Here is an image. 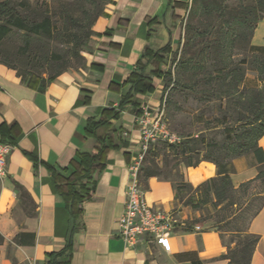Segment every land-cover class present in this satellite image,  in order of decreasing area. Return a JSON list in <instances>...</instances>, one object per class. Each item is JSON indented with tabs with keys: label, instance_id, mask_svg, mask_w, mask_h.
Masks as SVG:
<instances>
[{
	"label": "crops",
	"instance_id": "obj_1",
	"mask_svg": "<svg viewBox=\"0 0 264 264\" xmlns=\"http://www.w3.org/2000/svg\"><path fill=\"white\" fill-rule=\"evenodd\" d=\"M191 8L188 0H108L92 26L84 66L62 72L43 90L0 62V139L13 144L6 173L0 176V233L5 238L0 264H45L50 252L65 247L72 218L57 185L81 169V155L100 146L96 136L87 134L89 122L113 109L119 118H109L96 131L98 136L109 135L113 146L94 174L92 197L81 206L68 264H193L191 258L180 257L188 252L204 264H229L222 258L227 247L219 232L195 230L197 215L176 200L171 180L149 178L145 199L152 207L178 211L186 225L163 239L145 236L133 246L119 234L130 165L142 152L132 103L120 109L130 89L127 81L143 70L154 89L135 96L140 107L156 111L165 104L164 75L175 68L174 56L183 49ZM251 44L264 47V16ZM259 144L264 148V135ZM234 165L231 179L236 187L259 173L252 155L236 158ZM183 172L187 181L198 185L216 176L217 167L202 161L197 167L185 166ZM18 185L30 195L28 204ZM249 231L260 235L251 264H264V207ZM20 233L34 234L35 243L17 244Z\"/></svg>",
	"mask_w": 264,
	"mask_h": 264
},
{
	"label": "trees",
	"instance_id": "obj_2",
	"mask_svg": "<svg viewBox=\"0 0 264 264\" xmlns=\"http://www.w3.org/2000/svg\"><path fill=\"white\" fill-rule=\"evenodd\" d=\"M54 1L56 0L53 2L36 0L34 3L30 0L0 1V47L14 30L23 31L34 38L51 39L57 34V20L63 18L66 23L75 25V30L70 32V42L75 47L77 57L83 59L85 64L86 58L82 54V47L88 43L94 34L92 26L102 14L104 7L100 10L99 0H89L98 8L95 14L90 16L87 10H83L80 16H76L74 14L75 9L71 7L72 3L59 0L57 5L59 9L55 10L56 7L52 6ZM77 1L85 2L86 0ZM263 16L264 0H253L251 4H244L242 0H238L234 4L227 3V0H194L185 24L183 56L176 64V77L172 89L181 88L189 89L192 92L198 91L201 102L211 103L222 102L228 99L234 90H239L241 85L246 86L245 79L249 69L247 67L248 59L244 57L240 61H235L232 56L226 57L223 42L224 40L230 41L236 48H241L245 52H253L256 55L253 57V61H258L264 68V47L251 44L255 27ZM234 24L241 30H249L246 40L243 38L244 32L241 33V31L233 34L232 37L229 36L230 38L228 37V32ZM201 42H204L203 47L198 49ZM30 45L28 41L23 52L24 56L29 59L27 66L19 67L7 57L1 59L0 62L16 69L23 79H26L30 74V83L38 85V88L43 90L48 82L66 71V58L62 55H56L53 63L62 67L48 78L43 77L39 73H34L32 69L34 64L36 65L42 60L43 56L40 53L30 52ZM147 55L149 56L151 53L149 52ZM250 63L253 62L250 61ZM158 74L160 77L163 76L162 71H159ZM172 74V70L165 73L166 84L167 82L168 84L173 83ZM127 82L130 84V89L123 98L120 109H123L128 103H132V110L137 115H141L143 110L135 96L153 91L154 85L143 70L135 71ZM245 88L249 89L248 87ZM251 93L250 96L244 95V98L238 101V115L250 118V123H246L241 133L236 135L238 137L237 142L232 137V133L226 135L224 142H219L210 141L200 131L201 133L198 135L193 132L185 133L180 143L168 145L167 152L175 158L178 166L184 164L187 167H197L202 161H210L217 167L216 176L210 177L198 185L184 180L183 173L178 169L176 173L180 177L178 180H172L168 176L161 177V167L157 163L156 157L151 156L149 161L143 162L140 172L143 187L147 189L149 178L154 176L171 180L176 189V200L183 206H188L195 211L208 205L218 208L237 204L238 193L248 190L254 182L264 178V148L259 144V140L264 135V90L252 88ZM109 118H119V111L114 109L107 111L101 119L89 122L87 134L96 136L100 146L93 153L81 155V169L65 178L64 183L57 185L70 210L72 225L65 247L59 251L50 252L45 264H68L66 258L73 250V235L82 211L81 206L86 199L92 197L94 174L103 166L107 151L113 146V141L109 135L102 137L96 133L100 126L108 123ZM197 120L200 123L205 122L203 116H199ZM219 120L218 117L206 119L208 124H213L208 128L221 127L226 131H232L231 125L226 121ZM155 144L156 149L157 144ZM249 154L253 155L259 173L255 178L236 187L231 179V175L236 171L234 160ZM170 173L171 171L168 174ZM53 175H57L54 169ZM18 186L22 192L23 202L28 204L31 201L30 195L21 185ZM263 207L264 197L252 213L248 229L238 227L229 230L233 234L230 244L225 242L224 231L214 229L219 232L223 244L227 247V252L222 258L228 259L229 264H251L260 235L251 233L249 227L253 218L259 214ZM230 218L221 219L220 222H225ZM27 236L31 237L29 241L25 240ZM4 242L5 238L0 233V245ZM15 242L17 244L35 243V235L20 233L15 238ZM193 255L195 253L188 252L181 254L180 257L191 258L193 264H204L202 261L196 260Z\"/></svg>",
	"mask_w": 264,
	"mask_h": 264
},
{
	"label": "rangeland",
	"instance_id": "obj_3",
	"mask_svg": "<svg viewBox=\"0 0 264 264\" xmlns=\"http://www.w3.org/2000/svg\"><path fill=\"white\" fill-rule=\"evenodd\" d=\"M30 1L34 3L36 0ZM47 1L53 2V0ZM58 1L59 0H56L52 4L54 8L56 7L55 10L59 9V6H57L59 4ZM65 1L72 3L71 7L75 9L74 14L76 16H80L83 10H87L88 15L92 16L98 9L97 6L93 5L89 0H86L85 2H79L77 0ZM106 1L107 0L98 1L100 10L104 7ZM236 1L238 0H227V3L234 4L236 3ZM242 1L244 2V4H251L253 2V0ZM57 27V34L51 39L34 38L24 33L23 31L14 30L0 47V60L7 57L8 60L11 59L12 62L19 67L27 66L29 59L27 58V56H24L23 52L26 48V44L29 41V43L31 44L30 52L40 53L43 56V58L41 57L42 60H40L39 63L37 62L36 65L34 64V67L32 68L34 70V73H39L43 77L48 78L51 74L60 69V67L62 66L55 65L53 63V61L57 57L56 55H62L66 58V70L82 67L84 64V60L77 57L75 53V47L70 42V32L75 30V25L66 23L63 18H59L57 20ZM239 31H241V33L244 32L243 38L246 40L248 38L249 30H241L239 27H236L235 24L232 28H230L228 37H232L233 34L239 33ZM92 36L89 39L88 43L82 47V54L84 57L86 52L89 50V42L92 39ZM229 38H227V40H229ZM203 43L204 42L199 43L198 49L200 47H203ZM223 43L227 55L226 57L229 58L232 56L235 61H240L244 57L248 59L249 62L247 67L249 69L247 70L245 79L246 86L241 85L239 90H234L230 94L229 98L223 100L222 102H201L199 100L200 94L198 93V91L192 92L189 89L181 88L172 89L176 77V69L174 68L172 70L173 83L168 84L167 82L165 119L169 125L170 130L180 137H183V135L188 132H193L198 135L199 133H201L200 131H202L210 141L224 142L226 135L232 133V137L234 138L235 142H237L238 137L236 135L241 133L246 123H250V118H245L241 115H238V101H241V98H244V95L247 97V95L251 93L252 88L264 90V68L258 61H253V57L256 56L253 52H245L241 48H236L230 41L224 40ZM181 56H183L182 51L174 56V61H176V64L178 63ZM250 61H252L253 63L251 64ZM27 78H31L30 74L27 76ZM245 87H248L249 89H246ZM199 116L204 117V123L198 122L197 118ZM215 117H218L220 119L219 121H226L229 125H231L232 131H226L221 127L208 128L209 126H213V124H208L206 122V119ZM154 144L145 154L144 161H149L151 159V156H155L157 163L161 167V177L168 176L172 180H178L180 178L178 175H176L178 169L183 173V178L184 180H186L185 174L183 172L185 165L180 164L178 166L175 158H173L167 152L169 144L164 141H158L156 142L157 145L155 144L157 146L156 149L154 147ZM169 171H171L170 174H168ZM263 197L264 178L254 182L248 188V190L238 193L236 197L238 199L237 204L233 206H220L218 208H214L213 206L208 205L200 208L199 210H194L197 215L196 220H198L201 227H205L206 229H216L224 231L225 242L230 244L233 238V234L229 232V230L238 227H241L242 229H248L252 213L255 211L258 204L262 201ZM177 216L179 217V219H181L178 211ZM228 217L231 218L226 220L225 222H220L221 219H226Z\"/></svg>",
	"mask_w": 264,
	"mask_h": 264
},
{
	"label": "built area",
	"instance_id": "obj_4",
	"mask_svg": "<svg viewBox=\"0 0 264 264\" xmlns=\"http://www.w3.org/2000/svg\"><path fill=\"white\" fill-rule=\"evenodd\" d=\"M188 1L192 6L194 0ZM137 122L141 130L142 152L130 165L131 179L127 201L124 213L119 219V234L129 246L136 245L145 236L163 239L170 232L186 225L185 221L179 219L176 211H166L149 205L140 180L144 156L151 146L158 141L177 144L181 142L182 137L170 130L165 119V104L156 111L145 107L143 113L137 116ZM12 149L13 144L0 139V176L6 173ZM195 230L201 231L202 227L197 224Z\"/></svg>",
	"mask_w": 264,
	"mask_h": 264
}]
</instances>
